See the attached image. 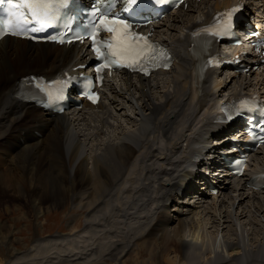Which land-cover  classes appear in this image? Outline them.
Masks as SVG:
<instances>
[{
    "label": "bare ground",
    "instance_id": "obj_1",
    "mask_svg": "<svg viewBox=\"0 0 264 264\" xmlns=\"http://www.w3.org/2000/svg\"><path fill=\"white\" fill-rule=\"evenodd\" d=\"M234 1L192 0L187 10L181 7L169 15L155 25V30L174 52L171 70L150 77H110L104 101L98 107L85 104L82 109L72 110L70 116H53L24 99L22 78L63 72L85 63L91 59L88 49L53 48L5 38L0 43V164L8 168L0 171V191L31 200L36 219L43 209L72 201L76 209L88 210L85 222L89 224L96 220V210L104 214L108 207L117 206L112 201L115 197H111L126 191L127 205L120 211L116 209L120 216L115 217L123 220L124 226H118L119 222L117 226L123 229L125 246L120 241L103 249L102 239L97 236L94 240H100L95 242L101 246L93 248L91 241L94 250H87L94 264H100L97 257L102 256L113 260V264H127L132 247H141V243L148 245L149 257L136 260V264H193L192 258L197 255L202 264H227L229 259H233L232 264L264 263V191H251L245 178L236 181L228 176L224 179L228 183L217 194L201 193L197 200L180 196L191 187L183 177L193 171L196 161L201 162L207 142L216 139L214 135L209 138L212 129L220 126L213 123V105L252 86L264 89V74L253 66L246 75L233 76L230 81L220 78L215 69L200 74L202 66L192 51L194 27ZM22 122L20 129L18 124ZM4 152L9 159L4 158ZM252 159L264 165V152H255ZM69 174H74L70 183ZM126 223L139 228L141 225L143 230L127 237ZM12 235V230L0 222V244L6 245L7 241L14 256L8 262L0 257V264L69 262L68 254L62 251L37 260L35 244L44 241L40 234L33 239V246L25 243L33 258L17 260L21 252L12 248L18 242ZM65 236L57 234L62 241ZM85 242L82 246L86 247ZM173 246L175 255L171 257ZM89 252L79 256L81 264L89 260Z\"/></svg>",
    "mask_w": 264,
    "mask_h": 264
},
{
    "label": "snow or ice",
    "instance_id": "obj_2",
    "mask_svg": "<svg viewBox=\"0 0 264 264\" xmlns=\"http://www.w3.org/2000/svg\"><path fill=\"white\" fill-rule=\"evenodd\" d=\"M159 2V0H158ZM4 0H0L3 4ZM72 0H19L12 5V9L7 12L6 19L0 20V33L24 36L29 31H45L53 27L62 19V9L71 4ZM139 0H126L125 12L131 11ZM239 8H233L225 13H218L215 23L209 27L193 32L194 36L206 33L212 36L227 35L231 29V17ZM221 17H226L221 22ZM69 23L75 18L68 17ZM36 25L35 27H30ZM67 26V25H66ZM84 33L93 41V50L96 56L103 61L96 71L99 73L105 67L119 66L136 70L137 68L148 74V67L162 66L168 67V56L166 50L158 49L148 38L133 31V24L121 18L113 12V4L106 0H96L93 10L89 13L87 24L83 26ZM101 32L111 33L109 39H100ZM77 39L84 37L77 35ZM48 39L56 40L57 37L49 36ZM61 43L65 41L60 40ZM71 43V41H68ZM67 81H52L51 87L45 85L41 90L46 92L50 99H60L63 97L64 86ZM94 102L95 96H89ZM255 107L254 100H242L235 108V114H240L245 110L251 111ZM232 119V114L227 116Z\"/></svg>",
    "mask_w": 264,
    "mask_h": 264
},
{
    "label": "rangeland",
    "instance_id": "obj_3",
    "mask_svg": "<svg viewBox=\"0 0 264 264\" xmlns=\"http://www.w3.org/2000/svg\"><path fill=\"white\" fill-rule=\"evenodd\" d=\"M18 125H19V128L21 129V127L24 126V122L19 123ZM3 156H5L4 158H6V157L8 158L9 154L7 155L4 152ZM0 157L2 158L1 154H0ZM8 159H5V160H8ZM5 168H8L7 164L5 166V164L1 163L0 164V171L3 172L5 170ZM73 176H74V174L73 175L69 174V176L67 177V181L69 183L71 181H73ZM113 194H115V193L113 192ZM126 195H127L126 191L124 193H122L121 196L118 193L113 195L111 197L112 199L115 197L114 198L115 200L114 199L112 200L113 204L117 205V206H115V207L112 206L111 208L107 206L108 209L105 210L104 214L98 213V210H96L95 213L98 214L97 218L94 221V223L92 222L93 224L92 223L89 224V223L85 222L87 215H88V210H86L85 208L76 209V206H75V204L72 203V201L67 200L65 205H53L52 208L50 207L48 209H43L42 213H40V212L37 213L40 216H39V218L36 219V217H35L36 212L32 211L33 202H31V200H28L25 198H23V199L17 198L15 195L14 196H10V194L6 195L0 191V222H2L3 224L5 223L10 228V230H12V232H13L12 238L18 239V242L13 243L11 245L13 249H16L17 251L21 252V256H17L15 259H17V260L21 259V261H26V260L33 258V255L30 253V251H27L25 249V247H26V244H28V245L30 244V246H33V244H35V242H33V239L35 237H37V234L38 235L40 234L41 237L44 239V241L41 242L40 244H38V243L35 244L36 250L34 252L37 256L36 257L37 260H39L40 257L58 254V253H61L60 251H62L66 255L68 254L67 256L69 257V262L64 260V262H63L64 264H75L76 261H77L76 264H81V260H79L80 259L79 256H81L83 254L86 255V254H88L89 251L92 252V249L96 246L98 247V245L99 246L102 245L101 248L104 249L105 247L108 248L109 246H111V247L113 245L115 246L121 241L123 246H125L124 241L121 239V237L123 236V232H122L123 229H121L122 230L121 231L120 227H118V226H121V228H122L124 226L121 223V222H123V220L120 217V218H117L118 219V221H117V219L115 217L120 216L116 213V209H117V211H120V208H124L125 205H127V198L128 197ZM122 197H124V198H122ZM119 198H120V200H119ZM114 201H116L117 204ZM175 201L170 203L171 208L172 207L174 208V204L176 203ZM113 208H114V211H113ZM111 216H112V218H111ZM99 218H100V220H99ZM118 222H119V225H118ZM125 222H127V220L124 221V223ZM37 225H38V227H37ZM90 225H92V226H90ZM126 225H127V223H126ZM128 227H129L128 232L126 233L127 237L136 236V235L140 234V232L143 230V226H141V225H140V228H139V226H128ZM91 228H92V230H91ZM95 228H97V229H95ZM107 230L111 231L112 233L108 232ZM82 231H83V233H82ZM91 231L96 236L95 235L93 236ZM84 232L88 234L89 239L86 236L87 234H84ZM79 233L82 235L83 238L81 237V235ZM114 233H117V234L115 235ZM120 233H122V234H120ZM57 234H61V235L64 234V236L66 234L67 237H69V235H70V238L69 239L67 238L68 239L67 240V239H65L66 236L62 237V238H64L63 241H65L64 243H62L63 242L62 239L58 238ZM97 236H99L100 240L102 239L101 245L96 243V242L100 243V240L96 241V239H98ZM112 236H113V238H112ZM86 237H87V239H86ZM94 238H96V239L94 240ZM75 239H76V241H75ZM83 240L86 241L85 242L86 244L88 242V245H87L88 247L82 246V245H85ZM112 240H113V242H112ZM117 240H119V241H117ZM73 241L75 243L77 242L76 248H75V245H73V244H75V243H73ZM81 241H82V243H81ZM91 241H94V242L92 244H90ZM5 244L6 245L0 244V257H1V259H3V261L8 262L14 256H12L13 251L10 250L11 247L10 248L8 247L7 241ZM89 244L92 245L93 248H91V246ZM122 244H120L118 246L121 248ZM82 247H84V249H82ZM97 247H96V249H97ZM89 248H91V249H89ZM174 248L175 247L173 246L172 249L169 250V254H171L170 255L171 257H174V255H175L173 253ZM65 249H66V251H65ZM87 250H89V251L87 252ZM90 252H89V255H90L89 260L84 261V263H82V264H92V263L94 264L95 263L93 261L92 253H90ZM25 253H27V255L25 257L22 256V255H25ZM72 255H74L75 257H73ZM127 257L129 258V259L127 258L128 259L127 264H136V260H139V262H141V260H144L145 258L149 257L148 245H146V243L145 244L141 243V247L139 245L132 247V250L130 251V253L128 254ZM79 261H80V263H78ZM192 261H193V264H202L201 263L202 260H200V256H198V255L193 256ZM26 262H28V261H26ZM98 262L100 264H113L114 263L113 260L109 259L107 256L97 257V263ZM228 262L229 263H227V264H232L233 259H229ZM25 263H20V264H25ZM203 263L208 264L207 262H203ZM253 263L254 264H264L263 261L260 262L258 260L255 262L253 261Z\"/></svg>",
    "mask_w": 264,
    "mask_h": 264
}]
</instances>
